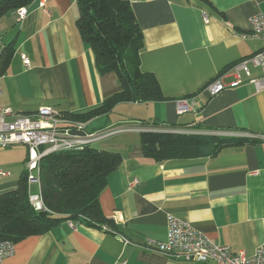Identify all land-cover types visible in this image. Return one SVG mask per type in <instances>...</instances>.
Wrapping results in <instances>:
<instances>
[{
	"label": "crops",
	"instance_id": "1",
	"mask_svg": "<svg viewBox=\"0 0 264 264\" xmlns=\"http://www.w3.org/2000/svg\"><path fill=\"white\" fill-rule=\"evenodd\" d=\"M126 1L144 35L141 70L155 76L165 100L121 103L109 115L87 122L88 133L127 130L95 142L96 148L123 158L99 197L102 213L117 230L86 223L73 228L63 221L15 244V254L3 264H214L177 261L139 247L167 240L169 215L248 257L264 244V91L245 83L214 97L202 93L219 79L235 81L234 68L262 50V41L240 35L250 32L252 16L264 14V0ZM79 14L77 0H48L45 11L30 5L22 22L15 11L0 19V39L14 51L1 75L0 113L8 108L32 114L50 107L83 114L121 91L116 75L99 73L92 49L79 34ZM250 68L254 76L260 74ZM239 74L246 79L243 71ZM197 94L198 109L179 114L177 101ZM153 124L207 135L255 136L257 142L158 163L145 158L141 146L139 129ZM16 147L18 158L0 164L10 175L0 179L12 177L6 167L26 174L27 149ZM17 184L1 183L0 195Z\"/></svg>",
	"mask_w": 264,
	"mask_h": 264
},
{
	"label": "trees",
	"instance_id": "2",
	"mask_svg": "<svg viewBox=\"0 0 264 264\" xmlns=\"http://www.w3.org/2000/svg\"><path fill=\"white\" fill-rule=\"evenodd\" d=\"M34 0H0V19L9 12L29 6ZM77 28L82 40L92 49L101 75H116L121 91L95 109L83 114H66L89 122L109 115L121 103H148L165 100L154 75L140 67L144 35L130 3L126 0H77ZM7 46L0 75L13 56ZM188 128L142 127L141 146L145 158L154 162L191 159L217 154L228 146H241L257 139L202 134ZM120 153L94 148L61 151L48 155L41 163V193L46 211L36 213L29 202L28 180L22 174L18 187L0 195V242L15 244L49 232L63 221L104 226L117 230L115 222L102 213L99 197L108 177L122 164Z\"/></svg>",
	"mask_w": 264,
	"mask_h": 264
},
{
	"label": "built area",
	"instance_id": "3",
	"mask_svg": "<svg viewBox=\"0 0 264 264\" xmlns=\"http://www.w3.org/2000/svg\"><path fill=\"white\" fill-rule=\"evenodd\" d=\"M48 0H34L41 10H46ZM31 4V5H32ZM29 6L19 8L15 11L18 22H22L29 14ZM250 32L241 34L240 38L258 39L262 41L263 47L254 56L242 60L235 68L236 80L226 84L219 79L208 85L202 93L214 97L227 90H233L245 83L255 86L257 92L264 91V14L259 13L249 20ZM7 45L0 39V64ZM23 63L29 67L30 61L26 55L22 56ZM260 71L254 76L251 68ZM243 71L246 79L240 76ZM0 75V94L2 92ZM200 94L187 99L177 101L179 114L195 111L199 107L198 99ZM12 117L13 120L7 119ZM142 131V129H139ZM127 131L110 130L100 133H88L87 122L74 120L50 107H42L32 114H14L11 109H2L0 113V148L23 146L27 149L26 176L28 180L29 202L36 213L46 211L41 193L40 170L41 163L45 157L52 153L70 150H82L85 146L94 144L110 135ZM175 132H187L174 130ZM77 132L83 135H73ZM190 132V131H189ZM193 133V132H190ZM256 138L255 136H252ZM10 174L0 169V177H7ZM137 182H133V187ZM32 184L40 185V193L33 195L30 187ZM168 235L165 242H148L142 247L146 250L158 252L168 258L177 261H197L201 263L213 262L214 264H264V244L256 249L253 256L248 257L244 252H234L228 246H221L213 243L201 232L194 229L189 223L169 215ZM79 222L70 221L69 225L75 227ZM107 230V227H103ZM15 243L11 241L0 242V264L5 259L15 254Z\"/></svg>",
	"mask_w": 264,
	"mask_h": 264
},
{
	"label": "rangeland",
	"instance_id": "4",
	"mask_svg": "<svg viewBox=\"0 0 264 264\" xmlns=\"http://www.w3.org/2000/svg\"><path fill=\"white\" fill-rule=\"evenodd\" d=\"M122 110V109H118ZM133 110V109H131ZM93 147H98L95 143L93 144ZM18 147H8V148H0V164L5 165L9 162H11L14 159H17L19 156V152L17 151ZM5 168H3L4 170ZM8 171L12 173V177L10 179H0V184L4 183L6 181H12L14 180L16 183L19 182V179L21 175L23 174V169H21L18 173L15 171H12L11 168L9 170L8 167H6ZM18 185V184H17ZM31 193L33 195L40 193V185L39 184H32L30 187Z\"/></svg>",
	"mask_w": 264,
	"mask_h": 264
},
{
	"label": "water",
	"instance_id": "5",
	"mask_svg": "<svg viewBox=\"0 0 264 264\" xmlns=\"http://www.w3.org/2000/svg\"><path fill=\"white\" fill-rule=\"evenodd\" d=\"M72 134L73 135H83V134H80V133H77V132H73Z\"/></svg>",
	"mask_w": 264,
	"mask_h": 264
}]
</instances>
